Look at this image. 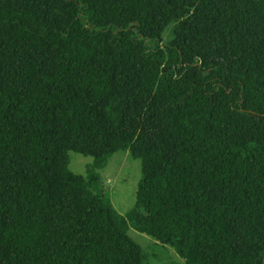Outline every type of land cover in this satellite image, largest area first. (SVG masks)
Wrapping results in <instances>:
<instances>
[{"label": "trees", "instance_id": "trees-1", "mask_svg": "<svg viewBox=\"0 0 264 264\" xmlns=\"http://www.w3.org/2000/svg\"><path fill=\"white\" fill-rule=\"evenodd\" d=\"M120 152L126 216L99 174ZM131 227L264 264V0H0V264H147Z\"/></svg>", "mask_w": 264, "mask_h": 264}, {"label": "rangeland", "instance_id": "rangeland-1", "mask_svg": "<svg viewBox=\"0 0 264 264\" xmlns=\"http://www.w3.org/2000/svg\"><path fill=\"white\" fill-rule=\"evenodd\" d=\"M69 169L79 175L86 176L87 168L93 163L92 157H84L70 152ZM102 177V188L115 210L126 216L134 207L136 192L141 180V162L133 160L129 153L114 154L107 166L99 171ZM130 237L138 243L145 254L147 264H186L169 245H163L145 234L129 230Z\"/></svg>", "mask_w": 264, "mask_h": 264}]
</instances>
